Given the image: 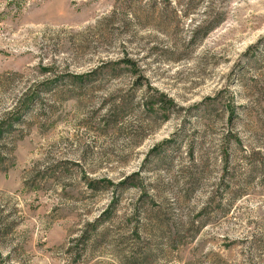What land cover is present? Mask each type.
<instances>
[{
	"label": "rangeland",
	"instance_id": "1",
	"mask_svg": "<svg viewBox=\"0 0 264 264\" xmlns=\"http://www.w3.org/2000/svg\"><path fill=\"white\" fill-rule=\"evenodd\" d=\"M148 90L176 107L146 111ZM26 92L0 139V264H264V170L218 148L233 124L264 155V0H0V122ZM190 148L203 185L176 204Z\"/></svg>",
	"mask_w": 264,
	"mask_h": 264
},
{
	"label": "trees",
	"instance_id": "2",
	"mask_svg": "<svg viewBox=\"0 0 264 264\" xmlns=\"http://www.w3.org/2000/svg\"><path fill=\"white\" fill-rule=\"evenodd\" d=\"M212 29V27L207 28L206 31H210ZM208 33V32H205ZM128 64L132 65V62L129 60L125 61ZM131 62V63H130ZM50 69L49 67L46 68ZM69 76V75H68ZM69 78H71V84L74 87H78L80 84H82V80L84 78L79 77L78 75H73L72 77L69 76ZM41 97L35 93V92H26V93H22L19 97V100L17 102V109L20 110V112L18 114H16L15 119H12L11 121H4V122H0V139L3 138V136H7L12 134V132L14 133L15 127H14V122H17L18 120H20L19 118L22 117L25 114V111L27 109H29V107H31V105L35 104V103H39V99ZM127 103H123L122 102H118L114 105H111L110 110L108 112H110L112 110V113L115 115L116 113L118 115H120L122 110H125L127 108ZM141 105L145 106V110L146 111H157V110H162L164 112H166L168 109L172 108V107H176L175 104L173 103V101L170 98H167L162 92H159L158 90H152L151 92L148 90L145 92V94L143 95V98L141 99ZM6 115V114H5ZM238 114L236 113H232L230 112L228 117H227V122L226 124L230 125L231 122H233L234 119H238L239 116H237ZM210 115H205L202 118H209ZM15 120V121H13ZM262 124L264 125V120H262ZM232 126L227 128L226 134H224L221 138L220 144L218 145L221 151V156H222V161L225 164V166H228L229 163H227L228 157L230 155V150H237L238 148L240 149V152H238V158L242 159V160H246V162H248V169H247V174L246 177L251 178L253 173H256L257 171L261 170V168L264 170V155L261 152L260 148L256 149L255 147L250 146V152L246 153L245 149L247 146H243L241 138H239V136L237 135L236 132H233L234 129L232 128ZM229 129V130H228ZM191 146V144H189V147ZM191 149V148H190ZM244 150V151H243ZM245 152V153H244ZM194 153V149L190 150V165L188 167H186V170L183 172V178L185 179L184 183L186 184V186H184L182 188V190L178 191L179 196L176 197V204L181 203L182 200L184 201L185 199H189L190 197V193L193 190L198 189L199 187H201L203 185V179H202V175H203V170L205 169V166L202 165V161L198 162V160H196L195 156H193ZM243 153V154H242ZM226 171V170H225ZM236 176H234V174H232L231 179L232 181L236 182ZM128 178H132V176H128L125 177V179L123 180L124 183H126V179ZM220 181H223L225 178L224 176L220 177ZM105 183H109L102 180ZM219 181V182H220ZM89 185L90 188H93V181H89ZM218 185V184H217ZM97 186V185H96ZM131 186L133 187H140L139 191L141 192L142 195V199H144L145 197H149L148 194L146 193V189L143 186V184H132ZM214 188H211L207 194V199L206 202L204 203V205H209V203H214L215 201H217L218 199L220 200L219 194L216 192V188L213 190ZM234 190V189H232ZM237 192H239V190H235ZM214 194V195H213ZM217 198V199H216ZM216 199V200H215ZM220 202V201H219ZM203 206L200 208L199 213L201 212L202 214H207V209H205ZM161 212L160 208H155L153 210V216H151V220L159 221V213ZM206 212V213H205ZM201 214V215H202ZM200 216V214H199ZM197 218H199L197 216ZM201 219V218H200ZM196 221L195 219L192 218H188L187 221L185 220H173L171 222V225H174V228L172 227V231H171V227H169V223L166 221V223H164V228H170L168 229L171 233L170 236L167 237V242L168 243H177L180 242V238L181 236H183L185 234V232L192 230L193 233H196L200 230V228H202L205 224V221H197L196 223L194 222ZM160 226H162L159 223ZM174 229V231H173ZM129 264H138V263H129Z\"/></svg>",
	"mask_w": 264,
	"mask_h": 264
}]
</instances>
